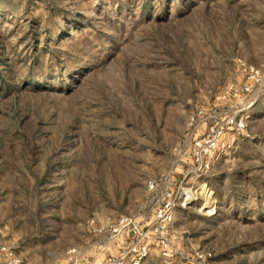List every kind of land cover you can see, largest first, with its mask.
<instances>
[{"label":"rangeland","instance_id":"obj_1","mask_svg":"<svg viewBox=\"0 0 264 264\" xmlns=\"http://www.w3.org/2000/svg\"><path fill=\"white\" fill-rule=\"evenodd\" d=\"M237 57L264 65V0H0V246L100 261L90 219L152 221L207 122L237 112L174 249L144 264H264V95L218 98Z\"/></svg>","mask_w":264,"mask_h":264},{"label":"built area","instance_id":"obj_2","mask_svg":"<svg viewBox=\"0 0 264 264\" xmlns=\"http://www.w3.org/2000/svg\"><path fill=\"white\" fill-rule=\"evenodd\" d=\"M235 63L244 80L240 87L232 83L229 89L218 98L226 100L231 94L236 95L239 92L249 94L254 91L264 95V65L251 63L243 57H237ZM210 117L214 116L209 114L207 109L200 108L191 117V124L199 118L206 120ZM230 128L245 132V119L236 112L225 119L215 117L212 122H207L203 136L196 140L193 147L191 169L183 173L177 189L168 193L162 204L156 208L152 221L142 223L130 215L104 223L95 217L90 219L88 222L90 232L94 236L107 239L108 246L104 245L105 249L115 250V252L104 256L100 261L92 256L82 260V257H78L79 251L74 248L68 252L73 264H144L153 249L159 248L164 253L171 252L174 244L170 229L175 220L176 211L198 199V179L209 173L213 167L226 132ZM246 134L249 133L246 132ZM153 186L154 183L151 187ZM203 186L206 195L210 191L207 183ZM197 256L201 259L206 258V255L202 253H198ZM0 264H21V260L15 256L11 247L3 245L0 246Z\"/></svg>","mask_w":264,"mask_h":264}]
</instances>
